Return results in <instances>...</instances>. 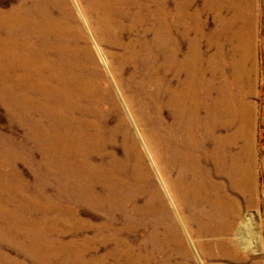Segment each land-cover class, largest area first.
<instances>
[{
  "label": "bare ground",
  "instance_id": "6f19581e",
  "mask_svg": "<svg viewBox=\"0 0 264 264\" xmlns=\"http://www.w3.org/2000/svg\"><path fill=\"white\" fill-rule=\"evenodd\" d=\"M60 1L63 0H16L10 10H0V101L18 117L20 123L31 129L35 147L44 153L47 175L59 178V190L77 191L79 199L76 205L83 209L96 213L104 211L102 222L92 226L95 232L93 240H98V235L107 231L116 220L123 223V228L128 223H132L131 226L141 225L138 214L142 208H135L134 215L127 212V204L136 201L142 194L139 168L132 166L140 164V153L131 134L124 136L121 157L107 151L119 131L107 128L110 115L120 113L121 109L89 46L85 41L84 44L76 41L75 38L80 35L73 36L75 29H78L72 26L76 21L75 15L71 9L65 11ZM81 1L84 3L83 14L93 19L91 29L98 43L117 50L108 53L109 67L97 48L115 85L120 87L122 84L128 93L124 96L119 91L122 99L125 97L124 103H137L134 112L139 115L142 111H153L160 120V126L163 115H168L165 117L171 120V125H165L164 129H150L151 134L146 140L166 174L174 197L177 200L186 196L197 207L205 198L206 206L214 213L209 217L212 222H218L216 233L228 232L232 225L223 224L221 220L223 211L220 209L224 208L221 202L224 200L219 202L220 199L216 200L212 195L207 199L203 191L205 186H199L203 178L205 181L207 179L206 183L211 181L209 178L213 173L208 177L212 171V168L207 170L208 166L216 168L220 165V150L226 143L219 135L220 129H215L221 118L220 100H215L212 105L209 103L210 84L199 77L193 60L184 63L186 68L183 71L187 72V76L176 68L174 15L163 7L160 0ZM50 2L56 5L58 13L48 11ZM243 46L247 47L246 41H242L239 47L243 49ZM242 62L241 58L238 65ZM11 80L16 84L14 91L7 88ZM103 106L107 108L101 109ZM122 117L118 119L119 124L126 127ZM38 129H47L45 138L39 136ZM55 129L62 130L59 134ZM59 154L62 158L60 163L54 160ZM130 154L132 159L127 158ZM72 178L77 180L74 185L70 183ZM192 181L194 184L191 185ZM14 182L18 193L24 195L26 186L23 182L18 178ZM217 184L213 183V187L209 185V191L214 185L218 187ZM3 188L0 185V190ZM103 193L109 197V212L101 203ZM93 195L97 198L90 201ZM161 195H153L154 200L147 202V211L154 208L159 215L160 212L165 213L167 218L160 217L158 225L164 230L168 237L166 242L170 245L179 241L180 237L175 220ZM17 202H21L23 211L30 214L34 210L43 212L31 199L29 202L20 198ZM68 209L65 205L59 211L64 222L56 220L55 215L52 218L60 221L59 231L61 228H71L69 217L73 215L65 212ZM85 223L81 219L76 221L81 229ZM31 226L34 224L30 223L25 232L20 233L21 237L8 242L33 260L48 258L49 250L46 247L30 243L32 241L28 236L32 233ZM1 234L0 230V238L5 239ZM219 245L225 246L223 243Z\"/></svg>",
  "mask_w": 264,
  "mask_h": 264
},
{
  "label": "rangeland",
  "instance_id": "374dc122",
  "mask_svg": "<svg viewBox=\"0 0 264 264\" xmlns=\"http://www.w3.org/2000/svg\"><path fill=\"white\" fill-rule=\"evenodd\" d=\"M15 2L0 0V10H10ZM61 2L65 11L71 9L75 15L76 21L72 26L78 29L73 36L80 35L75 38L76 41L79 44L85 41L89 46L121 109L120 113L110 115L107 128L119 131L107 151L121 157L122 141L127 134L133 136L139 149L140 164L132 166L139 168L142 194L137 197V202L127 204V212L134 215L135 208H142L138 214L142 222L139 226L128 223L123 228V223L116 220L113 226L98 235V240H93L95 232L92 226L102 222L104 211L96 213L83 209L76 205L79 199L77 191L59 190V178L47 175L44 153L35 147L31 129L20 123L18 117L0 101V185L4 186L0 190V230L5 237L0 238V264H264V0H160L175 19L176 68L183 71L185 61L193 60L199 77L210 84L209 103L212 105L215 100H220L221 118L215 129H220L219 135L226 142H222L224 148L220 150L222 166L214 168L209 165L207 169L205 164V170L212 168L208 177L212 173L213 176L209 178V184L203 178L199 186L208 188L203 189L207 199L212 195L216 200L220 199L219 202L225 201L221 202L224 206L220 209L223 211L221 220L232 228L221 234L216 233L218 222H212L209 217L214 213L206 206L205 198L198 205L200 210L186 196L176 200L166 174L146 140L151 134L150 129H164L165 125H171V120L165 117L168 115H163L160 126V120L153 111H142L139 115L134 112L137 103H124V96L128 93L122 84L120 87L115 85L97 48L109 67L108 53L117 50L98 43L91 29L93 19L83 14L84 3L81 0ZM47 9L51 14L58 13L56 5L51 2ZM242 41H246V48L239 47ZM241 58L242 67L238 65ZM7 88L14 91V81H9ZM119 91L123 93V99ZM119 117L126 121V127L119 124ZM46 130L38 129L41 138H45ZM55 130L60 134L62 129ZM129 157L132 159L131 154ZM61 159L59 154L54 160L60 163ZM15 178L26 186L24 195L18 193ZM217 182L218 187L214 185L209 191V185ZM70 183H77L76 178H72ZM190 183L194 184L193 181ZM157 194H162L180 237L179 241L170 245L166 242L167 235L158 225L160 217L167 218L165 213L160 212L159 215L154 208L147 211V202L154 200L153 195L157 197ZM94 197L96 195L91 196L90 201ZM20 198L37 202L47 214L35 210L32 214L23 211L22 203L17 202ZM101 203L109 212V197L104 193ZM65 205L69 207L65 212L73 215L69 217L71 228L59 231V222H64L59 211ZM54 215L56 220H61L52 219ZM78 219L86 222L84 228L76 224ZM30 223L34 224L28 236L32 241L30 243L46 247L48 258L33 260L9 243L15 237H21L20 233H24ZM222 243L225 246L219 245Z\"/></svg>",
  "mask_w": 264,
  "mask_h": 264
}]
</instances>
